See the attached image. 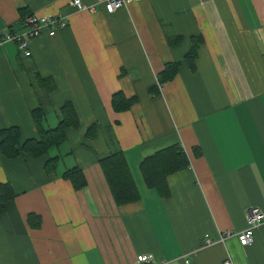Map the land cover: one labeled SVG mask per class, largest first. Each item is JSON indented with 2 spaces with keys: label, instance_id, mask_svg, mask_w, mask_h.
Wrapping results in <instances>:
<instances>
[{
  "label": "crops",
  "instance_id": "crops-1",
  "mask_svg": "<svg viewBox=\"0 0 264 264\" xmlns=\"http://www.w3.org/2000/svg\"><path fill=\"white\" fill-rule=\"evenodd\" d=\"M70 1L0 0L3 31H23L31 14L68 21L32 38L29 56L14 42L0 45V130L18 128L19 143L38 139L31 111L42 100L44 128L58 124L68 101L79 120L39 156L0 153V264H132L140 253L159 264H264V224L248 246L235 236L217 241L245 228L249 207L264 214V0H140L111 14L99 0H82L93 13ZM173 62L174 76L158 82ZM37 73L55 88L45 94ZM118 91L136 97L128 110L112 109ZM172 144L189 166L167 176L164 196L139 165ZM115 151L139 193L122 205L99 165ZM75 165L86 179L77 190L61 176Z\"/></svg>",
  "mask_w": 264,
  "mask_h": 264
},
{
  "label": "trees",
  "instance_id": "trees-1",
  "mask_svg": "<svg viewBox=\"0 0 264 264\" xmlns=\"http://www.w3.org/2000/svg\"><path fill=\"white\" fill-rule=\"evenodd\" d=\"M201 41V39H200ZM197 41L194 40L189 51L185 54V60L193 65L196 56ZM179 62L167 63L158 76V82L170 79L178 70ZM38 85L44 89L45 94L55 88L54 81L50 77H41L35 74ZM158 91L157 86H153ZM43 101V100H42ZM40 101L37 107L31 111V116L38 130V139L30 138L23 143L18 142L19 131L16 127H9L0 130V153L11 158L27 153L36 157L46 152L49 146H58L65 140L67 128H77L79 124L78 116L71 102H65L59 109L61 119L53 128H44L41 125L45 117L47 108L45 103ZM136 101L135 96L126 97L122 92L113 93L111 106L114 111H125ZM96 127L91 124L87 127L86 136L92 135V130ZM57 156L49 157L44 167L48 171ZM100 168L104 174L109 190L116 204L122 205L134 202L138 199L139 193L130 174L126 158L122 151L111 152L99 160ZM189 166V160L185 150L180 144H172L157 150L153 154L145 156L139 165L140 172L147 186L153 187L160 195H168L166 178L178 170ZM68 179L74 189H80L86 184V179L82 169L78 166L66 168L61 175ZM7 185H0V213L3 211L4 201L7 198ZM33 215H29V218Z\"/></svg>",
  "mask_w": 264,
  "mask_h": 264
},
{
  "label": "built area",
  "instance_id": "built-area-1",
  "mask_svg": "<svg viewBox=\"0 0 264 264\" xmlns=\"http://www.w3.org/2000/svg\"><path fill=\"white\" fill-rule=\"evenodd\" d=\"M140 0H99V4L102 5L103 10L106 13H114L116 10L127 6L132 2H138ZM70 4L75 7L77 11H88L93 13L96 8L94 5H86L82 0H71ZM68 21L66 17L61 14H49V15H35L31 14L27 16L22 25L27 28L23 31L0 30V45L6 42H14L20 53L24 56H29V43L32 38L40 34L43 29H47L49 35H54L56 31L67 25ZM245 228L238 233H232L230 230H224L219 235L217 241H223L229 236H235L241 246H248L253 242L254 229L261 224H264V214L257 207H249L245 212ZM205 245L214 243V240L206 236ZM132 264H159L151 254L140 253L134 258ZM222 264H230V261L226 259Z\"/></svg>",
  "mask_w": 264,
  "mask_h": 264
},
{
  "label": "rangeland",
  "instance_id": "rangeland-1",
  "mask_svg": "<svg viewBox=\"0 0 264 264\" xmlns=\"http://www.w3.org/2000/svg\"><path fill=\"white\" fill-rule=\"evenodd\" d=\"M52 152H53V150H52ZM50 153H51V150H50Z\"/></svg>",
  "mask_w": 264,
  "mask_h": 264
}]
</instances>
